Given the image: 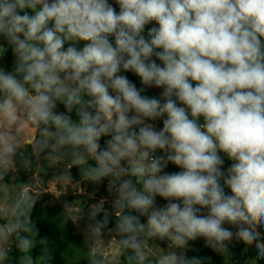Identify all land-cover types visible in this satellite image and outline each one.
Masks as SVG:
<instances>
[{"label":"clouds","instance_id":"9594fccd","mask_svg":"<svg viewBox=\"0 0 264 264\" xmlns=\"http://www.w3.org/2000/svg\"><path fill=\"white\" fill-rule=\"evenodd\" d=\"M26 124L71 158L59 180L76 166L103 189L89 230L137 264L150 240L154 264H206L200 240L264 259V0H0V167ZM12 235L34 264L39 229Z\"/></svg>","mask_w":264,"mask_h":264},{"label":"trees","instance_id":"16d2710c","mask_svg":"<svg viewBox=\"0 0 264 264\" xmlns=\"http://www.w3.org/2000/svg\"><path fill=\"white\" fill-rule=\"evenodd\" d=\"M129 75L130 78L135 79L137 84H139L138 78H135L131 74ZM36 138H39L38 133ZM44 157L45 153H37V157L34 156L30 148L17 151L14 157L16 169L15 186L20 196L23 190L29 187L31 177L36 168H38L37 173L42 184H45L52 176V162ZM61 163L65 168H69L71 158H65ZM71 172L72 181L74 183H83L86 193L83 195L63 194L60 197L61 202L67 207L83 209L85 211L93 208L92 210L95 211L94 205L96 199H98L99 195L104 194L103 189H101L100 193H94L93 185L84 177L82 172L78 171L76 166H72ZM0 180L8 183L9 176L0 171ZM91 195L94 196V199L91 198ZM98 215H102V211ZM10 221L25 223L33 232L36 228L39 229V235L32 237L36 247L27 254L32 256L34 264H101L100 257L93 253L92 237L83 235L78 230L77 224L69 218L63 208L45 206L41 202L34 201L24 195L17 210L7 223ZM4 222L0 218V224H4ZM92 223L91 215H87L85 224L91 226ZM20 234L23 236L30 235V233L23 230H21ZM108 235L118 236L115 232L105 230L103 236ZM41 238L47 239L42 240ZM11 239L12 244L6 249L9 255L6 259L0 261V264H20L19 258L25 255L17 248L18 241L16 236L12 235ZM152 241L148 242V246H151ZM196 247L199 249V255L207 258L206 264H222L221 256L211 249L204 247L202 240L197 241ZM131 255L130 250L122 248V264H137V261L134 259H129ZM148 261L151 260L148 259ZM151 262L154 264L155 261ZM145 264H148V262L146 261Z\"/></svg>","mask_w":264,"mask_h":264},{"label":"rangeland","instance_id":"374dc122","mask_svg":"<svg viewBox=\"0 0 264 264\" xmlns=\"http://www.w3.org/2000/svg\"><path fill=\"white\" fill-rule=\"evenodd\" d=\"M153 92H158V90H153ZM13 130L15 131V129ZM37 133L38 131L34 126L26 124L23 130L19 133L18 138L21 143L17 151L30 148L32 149L33 155L37 157V152L34 151L33 145L27 143L29 139L36 137ZM14 157L12 158V163L7 168L0 167V171L9 176L8 183L0 180V218L5 221L4 224H0V226L7 224L17 210L22 197L26 195L34 201L41 202L45 206L65 209L69 218L78 225V230L86 237H92L93 253L100 257L101 264H122V248L116 243L119 241L120 237H114L111 235L97 237L89 230L90 226L85 224L87 215H91L93 208L85 211L83 209L67 207L61 202L60 197L63 194L69 193L73 195V191L75 190L77 194L83 195L86 191L85 185L81 182L74 183L72 179L70 182H65L58 179V177L67 172L69 168H65L61 161L55 164L52 163L53 173L45 184L41 183L37 173L38 168H36L31 177L29 187L23 190L20 196L17 193V188L15 186L16 169ZM91 198L94 199V196L91 195ZM100 239H102L104 243L102 246L98 247L97 242ZM11 244L12 239L10 237L6 243H3L0 246L7 249ZM148 248L150 249L148 259L155 261L156 255L160 251L159 243L156 240H153L151 246H148ZM244 249L245 246L242 243L234 242L231 246L229 255L219 254L221 256L222 264H264V259L257 256L254 247H249L247 251Z\"/></svg>","mask_w":264,"mask_h":264},{"label":"built area","instance_id":"2783aa9c","mask_svg":"<svg viewBox=\"0 0 264 264\" xmlns=\"http://www.w3.org/2000/svg\"><path fill=\"white\" fill-rule=\"evenodd\" d=\"M85 193V192H84ZM73 195H80V194H77V192L74 190L73 191Z\"/></svg>","mask_w":264,"mask_h":264}]
</instances>
